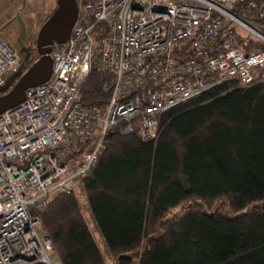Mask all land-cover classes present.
<instances>
[{"label":"built area","instance_id":"1","mask_svg":"<svg viewBox=\"0 0 264 264\" xmlns=\"http://www.w3.org/2000/svg\"><path fill=\"white\" fill-rule=\"evenodd\" d=\"M78 6L69 39L53 47L51 77L0 114V264H62L42 213L56 194L77 189L109 128L156 138L164 111L223 82L246 87L264 79L258 48L264 34L254 18L264 15L262 0H78ZM23 61L0 35V87ZM94 62L115 76L105 107L82 99Z\"/></svg>","mask_w":264,"mask_h":264},{"label":"trees","instance_id":"2","mask_svg":"<svg viewBox=\"0 0 264 264\" xmlns=\"http://www.w3.org/2000/svg\"><path fill=\"white\" fill-rule=\"evenodd\" d=\"M254 18L264 34V15ZM114 79L94 62L83 102L105 107ZM105 143L80 183L113 264H264V79L223 82L164 111L156 138L116 125ZM82 208L76 190L58 193L42 226L62 264H108Z\"/></svg>","mask_w":264,"mask_h":264},{"label":"water","instance_id":"3","mask_svg":"<svg viewBox=\"0 0 264 264\" xmlns=\"http://www.w3.org/2000/svg\"><path fill=\"white\" fill-rule=\"evenodd\" d=\"M78 14V0H56V7L41 24L37 33L36 46L39 57L25 70V60L30 57V46L26 44L28 37L26 22L21 11L17 12L16 18L20 25V31L16 43L24 52V61L20 69L9 76L6 85L0 87V114L20 104L24 100L28 88L42 84L51 77L54 65L53 47L56 43H64L69 39ZM14 80H16L15 84L7 91ZM172 218L173 215L164 219L163 222Z\"/></svg>","mask_w":264,"mask_h":264},{"label":"rangeland","instance_id":"4","mask_svg":"<svg viewBox=\"0 0 264 264\" xmlns=\"http://www.w3.org/2000/svg\"><path fill=\"white\" fill-rule=\"evenodd\" d=\"M1 6L2 29L0 27V35L2 34V38L15 47V42L20 31V25L16 18L17 12L21 11L27 25V41L31 42L35 39L41 24L56 7V0H2ZM76 194L82 204L83 213L86 215V219L99 248L102 253L109 258L108 264H113L101 230L89 208L82 183L77 187Z\"/></svg>","mask_w":264,"mask_h":264},{"label":"flooded vegetation","instance_id":"5","mask_svg":"<svg viewBox=\"0 0 264 264\" xmlns=\"http://www.w3.org/2000/svg\"><path fill=\"white\" fill-rule=\"evenodd\" d=\"M36 37H37V35L35 36V39H33V41H31V42H28L27 39H26V44L28 46H30V57H31V55H33L35 57L39 56L38 49H37V46H36ZM15 47L19 50L20 53L23 52V51L20 50V48L18 47L16 42H15Z\"/></svg>","mask_w":264,"mask_h":264},{"label":"crops","instance_id":"6","mask_svg":"<svg viewBox=\"0 0 264 264\" xmlns=\"http://www.w3.org/2000/svg\"><path fill=\"white\" fill-rule=\"evenodd\" d=\"M2 5V0H1V4H0V8L2 7L1 6ZM0 27H1V29H2V11H1V9H0ZM12 30H15V29H12ZM2 31V30H1ZM2 35V34H1Z\"/></svg>","mask_w":264,"mask_h":264}]
</instances>
